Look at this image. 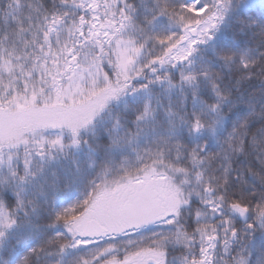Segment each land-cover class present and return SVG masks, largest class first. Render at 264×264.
<instances>
[{
	"label": "snow or ice",
	"instance_id": "1",
	"mask_svg": "<svg viewBox=\"0 0 264 264\" xmlns=\"http://www.w3.org/2000/svg\"><path fill=\"white\" fill-rule=\"evenodd\" d=\"M0 264H264V0H0Z\"/></svg>",
	"mask_w": 264,
	"mask_h": 264
}]
</instances>
